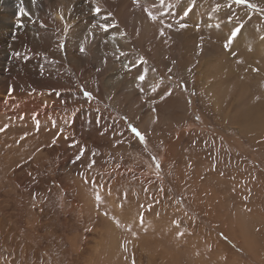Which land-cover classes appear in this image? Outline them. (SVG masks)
Wrapping results in <instances>:
<instances>
[{
    "label": "rangeland",
    "instance_id": "obj_1",
    "mask_svg": "<svg viewBox=\"0 0 264 264\" xmlns=\"http://www.w3.org/2000/svg\"><path fill=\"white\" fill-rule=\"evenodd\" d=\"M104 1L93 49L40 30L14 77L65 114L0 117V264H264V0Z\"/></svg>",
    "mask_w": 264,
    "mask_h": 264
},
{
    "label": "bare ground",
    "instance_id": "obj_2",
    "mask_svg": "<svg viewBox=\"0 0 264 264\" xmlns=\"http://www.w3.org/2000/svg\"><path fill=\"white\" fill-rule=\"evenodd\" d=\"M19 2L20 0H0V30L5 31L12 29V31L14 32L12 38L15 41L11 40V43L18 44L17 46L14 45L15 50H18L21 47V49H19L18 52L15 53L16 59H14V57L11 54H8V51L5 48L6 42H4L3 46L0 48V65L4 68V77L0 81V93L4 90L5 91L4 94H6L2 96L0 95V117L8 116L10 120L23 121L27 119L29 121L30 119H33V112L45 113L47 114L46 116L47 119H48V114H50L51 112H55L54 116H52L51 119L61 122L62 118L64 117L63 115L65 114V110L63 111V107H62L63 104L61 102H60L61 104L57 105L56 102L52 101L51 105L49 107H46L39 102L38 96L37 97L30 95H22V97L16 96L17 94L15 93H16L17 81L14 79V77L17 76L16 72L20 70V68L23 65L27 64V62L30 64L29 61L32 60L33 57L31 56V54L33 55V53L35 52L33 51V49L35 47L37 49L40 47L43 48V44H41V42L38 41V33L40 30L50 31L51 32L50 36L54 35L55 32H59L68 40L71 39L75 33H81V36L78 35L80 37L75 42L76 46L81 47V45H83L85 49H91V48L93 49L94 44L96 43V41H98V38L100 36L99 26L95 24L94 21L100 23L103 19H105L103 13V5L105 4L103 2L105 1L104 0L90 1L91 13L90 12L89 13L92 19L94 20L92 23L85 22L84 21L85 17H83L86 13L85 9L87 8V4L89 2L87 0H36L35 5L32 4L31 0H23L24 7L31 14L30 16H25V17H20L18 15L17 4ZM97 6L100 7L102 10L100 14H96L94 12V8ZM119 7L121 8V6ZM71 9H75L76 11L79 12V14L76 15V13H74L72 15L73 11L71 13ZM85 16L87 18V15ZM61 17H63V19H61ZM130 23L133 24V22ZM2 34L4 35V33ZM47 39L49 38H46V40ZM73 40L74 39H72V41ZM2 42L3 41L0 38V45L2 44ZM70 44H68V46ZM22 49H25V51ZM84 55L85 54H83V56ZM79 57H80L79 61L81 62L83 61L84 64L89 63L88 59L81 56ZM2 60H5L6 63L4 64ZM67 60L69 61V66L73 74L76 77L81 76L82 73L80 69L83 70L84 66L81 65L80 67L77 66L79 63L77 61L78 60L77 56H72V57L69 56ZM62 68L64 70V67ZM155 77L156 76L154 75V73H152L151 78L154 79ZM8 91L10 92L9 96L7 95ZM18 101L20 102L17 103ZM21 116L23 117V119H20Z\"/></svg>",
    "mask_w": 264,
    "mask_h": 264
},
{
    "label": "snow or ice",
    "instance_id": "obj_3",
    "mask_svg": "<svg viewBox=\"0 0 264 264\" xmlns=\"http://www.w3.org/2000/svg\"><path fill=\"white\" fill-rule=\"evenodd\" d=\"M32 4L35 5L36 4V0H31ZM250 3L249 0H244V5L247 6V4ZM159 5L161 8L165 7V0H159ZM153 7H155V5H153ZM17 8H18V15L20 17H25V16H30L31 14L26 10V8L24 7V3L23 0H20V2L17 4ZM101 8L100 7H95L94 8V12L96 14H100L101 13ZM145 12L147 14V16L149 17L150 20L153 19V17H156V14H154V12L150 11L148 8H145ZM164 15H167L168 13H163ZM61 19H63V17H61ZM107 19V17H106ZM105 32L108 31L109 27H115V25H109L107 23L103 24L100 26ZM169 27H171V25H169ZM236 35H239V31L236 32ZM232 39L234 40L235 37L233 36ZM63 47V46H61ZM227 47V45H226ZM79 51L83 54L85 53L86 49L83 45H81ZM123 55V53H121ZM18 55V54H17ZM240 62V61H238ZM141 63H143V61H141ZM146 79V74H140L137 77V80L140 81L141 83H143ZM83 96L85 97L86 100H91L93 99L92 93L89 91L84 90L82 92ZM169 95H171V93H168ZM155 110V109H153ZM34 121H35V129L38 132L40 129V122L39 120L36 119V115H33ZM20 119H23V117L21 116ZM52 127L55 128L56 127V123L55 121L52 122ZM8 128V125H5L3 128H0V132H5ZM132 129H135V131H133V135L137 136V139L139 140L140 137L144 136V134L136 127L132 125ZM131 130V129H130ZM26 137H21V139H24ZM53 143H55V139L53 141ZM81 159L80 155H77V160ZM141 223H143V217H141Z\"/></svg>",
    "mask_w": 264,
    "mask_h": 264
}]
</instances>
